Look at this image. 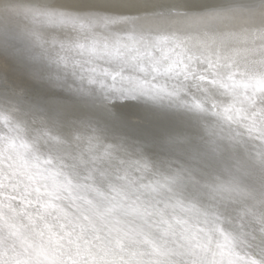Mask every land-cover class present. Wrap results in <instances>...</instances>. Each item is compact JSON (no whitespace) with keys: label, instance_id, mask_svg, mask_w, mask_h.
Masks as SVG:
<instances>
[{"label":"snow or ice","instance_id":"snow-or-ice-1","mask_svg":"<svg viewBox=\"0 0 264 264\" xmlns=\"http://www.w3.org/2000/svg\"><path fill=\"white\" fill-rule=\"evenodd\" d=\"M0 264H264V0H0Z\"/></svg>","mask_w":264,"mask_h":264}]
</instances>
